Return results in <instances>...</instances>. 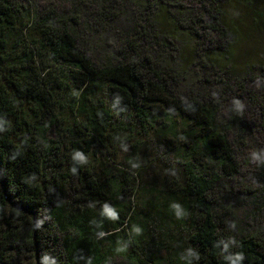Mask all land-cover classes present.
I'll use <instances>...</instances> for the list:
<instances>
[{"label": "trees", "instance_id": "1", "mask_svg": "<svg viewBox=\"0 0 264 264\" xmlns=\"http://www.w3.org/2000/svg\"><path fill=\"white\" fill-rule=\"evenodd\" d=\"M255 38L256 0H0V264H264Z\"/></svg>", "mask_w": 264, "mask_h": 264}, {"label": "clouds", "instance_id": "2", "mask_svg": "<svg viewBox=\"0 0 264 264\" xmlns=\"http://www.w3.org/2000/svg\"><path fill=\"white\" fill-rule=\"evenodd\" d=\"M253 159L255 160H260L262 159V157L260 155H258L257 153H253L252 154ZM72 159L73 161H75L78 164H83L87 162V158L86 156L79 151H76L72 154ZM73 171H75V168H73ZM178 207V206H177ZM105 210L107 211L108 215L111 216L112 218H115V212L110 210L107 205L105 206ZM133 231L135 232H139L140 229L138 227H134ZM225 247H227V245H225ZM189 255L195 257V253L190 252ZM231 259V264H238V261L241 259V257L239 255H237L235 258H230ZM42 264H55L54 260L49 259L48 257H44Z\"/></svg>", "mask_w": 264, "mask_h": 264}, {"label": "rangeland", "instance_id": "3", "mask_svg": "<svg viewBox=\"0 0 264 264\" xmlns=\"http://www.w3.org/2000/svg\"><path fill=\"white\" fill-rule=\"evenodd\" d=\"M256 2L264 3V0H256ZM232 14L235 15V12H232ZM248 15H249V13H248ZM231 23H233V21H231ZM236 45L244 48V50L247 51L248 54L251 52H256V53L259 52V54H261L264 57V40H260L257 38H255L251 41L250 40H239V42ZM239 53L240 52L238 50H235V54H239ZM263 57L255 56L254 59H260ZM140 209H141V205H140Z\"/></svg>", "mask_w": 264, "mask_h": 264}]
</instances>
